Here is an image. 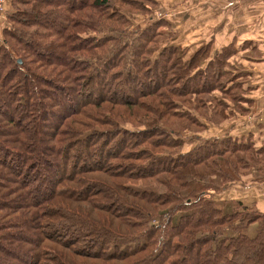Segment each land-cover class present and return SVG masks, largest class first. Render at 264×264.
Wrapping results in <instances>:
<instances>
[{
    "label": "trees",
    "instance_id": "trees-1",
    "mask_svg": "<svg viewBox=\"0 0 264 264\" xmlns=\"http://www.w3.org/2000/svg\"><path fill=\"white\" fill-rule=\"evenodd\" d=\"M156 6L6 0L0 264H264V187H242L264 139L214 132L247 116L248 74L232 44L133 25Z\"/></svg>",
    "mask_w": 264,
    "mask_h": 264
},
{
    "label": "crops",
    "instance_id": "crops-1",
    "mask_svg": "<svg viewBox=\"0 0 264 264\" xmlns=\"http://www.w3.org/2000/svg\"><path fill=\"white\" fill-rule=\"evenodd\" d=\"M156 1L155 12H162L170 23V31L177 34L173 42L196 47L210 39L214 50L232 44L237 50L232 62L252 79L247 83L251 98L247 116L214 128V132L227 130L231 135L250 136L257 142L264 139V0ZM263 193L264 190L260 194L263 200L257 203L261 209ZM260 195L253 193L249 197L258 200Z\"/></svg>",
    "mask_w": 264,
    "mask_h": 264
},
{
    "label": "rangeland",
    "instance_id": "rangeland-1",
    "mask_svg": "<svg viewBox=\"0 0 264 264\" xmlns=\"http://www.w3.org/2000/svg\"><path fill=\"white\" fill-rule=\"evenodd\" d=\"M149 10H150V12H151V14L150 15H144V16H141L140 14L139 15H133L131 18H132V23H133V25L134 26H140L141 28H144L147 24H149L150 22H152L151 20L152 19H155V20H158V19H165L162 15H163V13L162 12H155V10L154 9H151L150 7H147ZM134 18V19H133ZM150 20V21H149ZM166 20V19H165ZM3 21H4V23L3 24H1L0 26H1V29H0V37H1V32H2V29L3 28H5V27H7V28H10L11 27V25H10V22H8V21H6V17L3 19ZM13 23V22H12ZM15 24V25H14ZM13 25L14 26H20L19 24H16V23H13ZM163 32L164 33H167V31L164 29L163 30ZM87 33H89V34H91L90 33V31H88ZM86 33V34H87ZM93 35V34H92ZM249 81H252V79L251 80H249ZM258 81H260V80H258V79H256V82H258ZM233 137H235V136H233L232 135V138ZM237 137V136H236ZM192 146V145H191ZM191 146L190 147H187L186 148V151L187 150H189L190 148H191ZM145 148H147V146H145ZM150 148V147H149ZM257 170V169H256ZM258 172V173H257ZM253 173H254V175L252 176L253 177V179H255L256 180V183L255 184H249V183H244V185H242V187H244L245 189H246V191H249L250 190V192H251V190L253 189V187H258L259 185H261V186H263L264 187V185H262L261 183H258L259 182V180L261 179V176H263V171L261 170V172H259L258 170L257 171H253ZM243 188V189H244ZM249 188H251V189H249ZM231 193V192H230ZM234 194V193H233ZM247 194H245V196H246ZM230 196H232V195H230ZM235 197H238L239 198V193L237 194H235L234 195ZM247 232L250 234V235H253L254 234V226H251V227H249V229L247 230Z\"/></svg>",
    "mask_w": 264,
    "mask_h": 264
},
{
    "label": "built area",
    "instance_id": "built-area-1",
    "mask_svg": "<svg viewBox=\"0 0 264 264\" xmlns=\"http://www.w3.org/2000/svg\"><path fill=\"white\" fill-rule=\"evenodd\" d=\"M5 3L6 0H0V20L5 18Z\"/></svg>",
    "mask_w": 264,
    "mask_h": 264
}]
</instances>
